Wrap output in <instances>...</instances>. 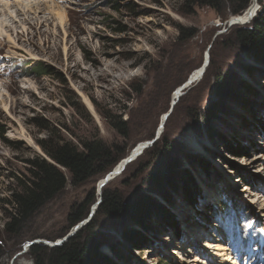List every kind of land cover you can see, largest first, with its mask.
Instances as JSON below:
<instances>
[{"label":"rangeland","instance_id":"374dc122","mask_svg":"<svg viewBox=\"0 0 264 264\" xmlns=\"http://www.w3.org/2000/svg\"><path fill=\"white\" fill-rule=\"evenodd\" d=\"M55 1L68 14L65 29L51 13H28V33L9 29L21 49L0 39V264H36L30 248L75 236L95 218L105 190L118 191L127 202L149 193L180 231L176 235L156 210L150 231L121 215H99L96 229L106 241L102 254L111 264L219 263L225 254L217 256L203 246L211 232L237 262L264 264V209L252 204L255 198L264 203V157L249 170H235L225 155L236 149L249 161L264 155V56L237 35L264 13V0H251L240 14L255 5L254 17L236 25L230 21L239 14L231 12L228 0L218 10L198 0ZM41 7V12L48 8ZM39 62L54 76L40 75L44 68ZM190 77L192 84L172 106L174 93ZM49 139L70 141L80 150L85 142L103 141L114 158L123 156L120 161L138 144H151L101 192L105 173L74 183L61 167L66 187L9 233L12 206L7 200L17 177L30 176V160H50L41 146ZM208 151L216 155L208 157ZM188 174L198 188L197 205L184 199L182 182ZM213 183L215 193H207ZM223 201L229 206L215 217L209 208L221 209ZM88 204L89 214L80 221L86 223L74 231L80 222L71 227L70 214ZM179 212L187 214L185 223ZM183 224L200 226L202 234L192 231L188 242ZM130 228L147 237L145 249L125 239ZM179 242H187L181 255L195 254L200 260L182 261L179 250L173 252Z\"/></svg>","mask_w":264,"mask_h":264},{"label":"trees","instance_id":"16d2710c","mask_svg":"<svg viewBox=\"0 0 264 264\" xmlns=\"http://www.w3.org/2000/svg\"><path fill=\"white\" fill-rule=\"evenodd\" d=\"M228 1L231 12L235 15H241L240 13L251 2V0ZM198 2L218 10L224 3V0H198ZM237 33L238 36H241V40H246L247 43L253 44L258 51V56H264V13L254 20L252 28H240ZM38 66L44 68L39 73L40 75L54 76L52 70L44 67L43 62H39ZM263 127L260 129L261 133L264 132ZM41 146L50 160L44 157L30 160V176L26 177V179L17 177L19 181L18 186L11 192L10 199L7 200V203L12 206V211L9 212L10 221L6 224V230L9 233H16L23 222L66 187L68 179L61 170V167L70 172L72 182L82 183L97 174H106L123 157L114 158V151L103 141L85 142L83 150H80L70 141L61 142L52 141L51 139L43 141ZM230 153L238 157L245 156L243 153L238 152L237 149L232 150ZM232 164L235 170L244 169L234 162ZM243 178L245 181L248 180L245 176ZM186 179V183L182 182L184 199L192 205H197L199 197L196 183L189 174ZM176 186L177 184L175 185L174 182L171 183L173 189ZM94 197L92 198V202ZM164 198L171 202L170 195L167 194ZM222 204V210H225L228 204L225 201ZM153 210H156L162 217V221H167L172 225L176 235L179 234V225L171 218L173 216L149 193H142L134 201L127 202L124 201L118 191L105 190L103 201L99 206L95 218L75 236L59 246L49 247L43 244H35L30 248V253L35 256L36 264H111V260L102 254L101 246L104 244V239L101 238L100 232L96 229L97 216L102 214L121 215L132 224H136L143 230L150 231L149 219ZM209 211L215 217L221 214L215 206H210ZM88 214L89 204L86 206L80 205L68 218L71 227L85 219ZM210 218L212 217L209 216ZM124 237L140 250L145 249L144 245L148 244L147 237L141 231L134 228L126 230Z\"/></svg>","mask_w":264,"mask_h":264},{"label":"bare ground","instance_id":"6f19581e","mask_svg":"<svg viewBox=\"0 0 264 264\" xmlns=\"http://www.w3.org/2000/svg\"><path fill=\"white\" fill-rule=\"evenodd\" d=\"M69 2H71V1H69ZM42 5H47L48 8L46 9V11L43 10L41 12V8H42L41 6ZM255 11H256V6L253 5V6L250 7V9L244 15H242V16L241 15H238V16L233 17L232 20L230 21V25L248 23V21L251 19V17L254 16ZM28 13H30V15H36V17L38 15H41V13H44V15H46L47 13L48 14L51 13V15L54 17L53 20L54 21L57 20L56 21L57 23L55 22L57 24V26L59 24V26H61L62 29H65L66 28V24L68 23V14H67V12H66L65 9H63V8L60 7V1H55V0H38V1H36V0H0V39H2V37L7 38L8 42L11 43L10 44V47L13 50H15V49H21V48L17 46L18 44H16V42L13 40L14 39L13 36L9 34L10 33L9 29L12 26H15L17 28H21V30L25 34L27 32L26 24H27L28 18H29ZM20 17H24V19H20ZM45 21H49V19H46ZM65 34H66V31H65ZM1 44H3V42ZM207 60H208V58H207ZM202 74H203V72H202ZM189 80H191V77L188 79V81L184 85H182L181 88H179L174 93V96H173V98L175 100L174 102H176V99L178 97H180L182 91L184 90V87L187 86L186 88H188L192 84V80H191V84H189ZM1 92L2 91H0V93ZM4 107H5V109H7V105H5ZM167 116H168V114H166L164 116V120L167 119ZM162 126L163 125L161 124V128H163ZM13 136L15 137L17 135L16 134L15 135L13 134ZM146 145L147 144H144V143L143 144H138L135 147L134 152L128 158H125L124 160L120 161L118 163V165L112 170V176L114 177L117 174L116 175V177H117L118 175H120V172L123 169V167H124L125 163L127 162V160L128 159H131V158H134L136 155H138L137 157H139V154L141 153V151L143 150V148L145 149V146ZM215 155H216V151L215 152H213V151H208L207 152V156L208 157H213ZM225 155H226V157L229 160H231L233 162H237V164L239 166H241L242 168H244L246 170H249L250 169V168H247V167L254 166L255 163L259 162L264 157V155H259L258 156V154H256L255 155V158L253 160H251V161H249L248 160V157H245V156L244 157H241L240 158V161H239V160H237L235 158H232V156H229L230 155L229 153L228 154L226 153ZM228 172H229V174H233L234 173L232 171V169L229 170ZM221 179L226 180L225 177H222ZM102 182L103 181H100V183H99V186H98L99 189H100V185H101ZM213 186H214V183H213V185L212 184L208 185V187L206 186L205 189L208 191L207 193H211L213 191V189H212ZM225 186H229V181L226 180ZM214 193L215 192L213 191V193H211V194H214ZM255 199L256 200L252 201V204L255 205V203L256 204L259 203V209H264V203L262 201L260 202L261 198H259V199L255 198ZM184 205H187V204H185L183 202L181 204V206H184ZM178 211L185 212L184 209H182V208H179ZM186 215L187 214L180 213L181 218L184 219V221L181 219L182 220L181 222L185 223V221L187 219ZM184 225L185 224H183V226ZM184 227H185L184 230H185V235H186L185 238H186V240H188V242L190 241L189 239H190V235H192V233H191L192 231H196L195 234L196 233L197 234L198 233H201V231H200L201 228L198 225L197 226L192 225L191 227L190 226L187 227L185 225ZM211 234L213 235L212 232H211ZM211 234H209V236H207L210 240H205L206 243H204L203 246H205V248L207 250H210V248L213 249V250H216L217 252L214 253V254L217 255V256H223L225 254V257H223V259L221 261H219V263L217 261V263H215V264H241V262H237L235 256H231L228 252L226 253V251L230 250V248H228V246L226 244H223L221 241L220 242L214 241L213 240V237L211 236ZM200 236H202V235H200ZM185 243H187V242H185ZM185 243L184 242L182 244L180 242L177 243L176 244L177 247L174 249L173 252L177 253V251L179 250L178 253L180 255V258H181L182 261H185V262H193V263H195V261L200 260V259H197L196 258L197 256L195 254L193 256H186V255L183 256V255H181L182 249H184L186 247L185 246L186 245ZM244 243H245V241H244ZM184 251L185 252H188L189 254L195 252V250H192V251L191 250H184Z\"/></svg>","mask_w":264,"mask_h":264},{"label":"water","instance_id":"95a60500","mask_svg":"<svg viewBox=\"0 0 264 264\" xmlns=\"http://www.w3.org/2000/svg\"><path fill=\"white\" fill-rule=\"evenodd\" d=\"M233 17H234V15H233ZM254 16H252L251 17V19L253 18ZM250 19V20H251ZM249 20V21H250ZM248 21V22H249ZM209 64V58H208V60H207V62H205L204 63V65H203V73L206 71V68H207V65ZM189 84H191V80H189ZM186 87L187 86H185L184 87V89H186ZM175 104V102H173V104H172V106ZM150 144H151V142L150 141H148L147 142V145L145 146V149L146 148H148L149 146H150ZM145 149H143L142 151H141V153H143V151L145 150ZM140 153V154H141ZM139 154V155H140ZM137 156L138 155H136L134 158H131V159H128L127 160V162L125 163V165H124V167H123V169L121 170V172H120V174L125 170V168L127 167V165L130 163V162H132V161H134L136 158H137ZM117 175V174H116ZM116 175L113 177L112 176V171L110 170L109 172H107L106 173V175L103 177L104 179L102 180L103 182L101 183V185H100V192H101V188H103L105 185H107L112 179H114L115 177H116ZM100 180V181H101ZM99 181V182H100ZM86 223V221H84V222H80V225H78V226H76L75 228H74V231H76L79 227H82V225L83 224H85ZM66 239H67V237H65V238H63V239H61V240H59V241H57L56 243H52V244H54V245H52V244H49V243H47L46 241L44 242V243H46V244H48V245H50V246H59V245H62L65 241H66ZM34 243V242H33ZM33 243H31V244H33ZM31 244H28V246L27 247H29V245H31ZM106 244V241L104 240V244L101 246V249L103 250V248H104V245Z\"/></svg>","mask_w":264,"mask_h":264}]
</instances>
